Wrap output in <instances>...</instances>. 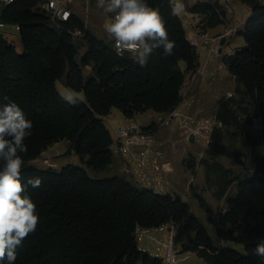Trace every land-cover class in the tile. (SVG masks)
I'll list each match as a JSON object with an SVG mask.
<instances>
[{
	"label": "trees",
	"instance_id": "trees-1",
	"mask_svg": "<svg viewBox=\"0 0 264 264\" xmlns=\"http://www.w3.org/2000/svg\"><path fill=\"white\" fill-rule=\"evenodd\" d=\"M43 1L18 0L0 8V22L18 25L22 44L19 52L13 39L0 31V106L14 102L32 121V135L25 140L28 152L21 154V178L26 185L29 178L42 180L39 188L27 186L40 222L17 248L15 264H163L139 249L136 228L164 223L175 224L179 252L194 253L207 264H264L254 254L264 241V156L252 159L254 172L247 177L233 175L213 158L223 154L241 162L239 153L224 145L223 129H241L250 140L251 107L261 119L264 141V3L242 0L250 8L236 33L244 45L225 58L238 97L220 100L216 117L222 126L216 127L210 143L212 160L203 161L206 180L218 199L225 197V207L216 211L203 195L193 193L215 227L213 239L180 195L138 186L121 175L94 176L87 169L102 172L113 162L112 133L103 119L113 108L132 117L147 110L165 113L179 103L186 73L199 65L180 15H171L169 0H146L159 9L176 47L170 57L155 50L141 67L129 53L118 55L111 40L96 36L73 14L69 25L86 33L87 49L78 58L72 35L51 24L40 9ZM187 9L207 15L210 29L226 22L208 1L187 4ZM86 64L92 66L89 74L84 73ZM58 81L83 98L70 104L59 92ZM62 140L70 142L83 165L58 169L29 164Z\"/></svg>",
	"mask_w": 264,
	"mask_h": 264
},
{
	"label": "built area",
	"instance_id": "built-area-1",
	"mask_svg": "<svg viewBox=\"0 0 264 264\" xmlns=\"http://www.w3.org/2000/svg\"><path fill=\"white\" fill-rule=\"evenodd\" d=\"M18 0H0V8L9 5ZM86 5L92 0H85ZM97 1V0H94ZM213 3L214 0H204ZM184 15L180 16L184 26H191L193 32L188 35L190 43L196 48L198 56L204 50L206 60L199 63L197 68L190 72V77L185 79L180 90V101L171 110L162 113L158 122L145 126L142 121L135 116L126 117L117 128H112V150L114 153L123 157V172L126 177L134 184L146 187L162 189L168 173L174 170L173 165L165 160V147L160 142L159 133L162 130H168L171 133H177L178 138L169 140L176 146L187 147L191 143L200 142L203 146H208L213 141V133L216 127H221L222 123L217 120L216 114L201 115L195 108V99L189 98V92L193 82L198 79L206 82L213 76V70L209 69V63L215 58L218 61L214 71H225L227 66L225 58L234 54L235 50L230 48L225 51V45H230L232 38L237 33V28L243 24L237 15V7L233 0H219L222 7L226 10L225 23L217 26V32H213L207 26V15L193 14L187 9L185 0ZM72 0H44L40 3V9L50 18L51 24L60 30L67 31L73 39L83 40L85 30L80 27H71L73 10L71 8ZM85 28H88L89 8L86 9ZM113 14H110V18ZM234 21L236 24L231 25ZM238 24V25H237ZM6 24L0 22V28ZM15 32L18 34L20 27L14 25ZM7 36H13L14 32L10 30L2 31ZM222 39L225 43L222 44ZM112 41L114 50L115 43ZM117 52V51H116ZM126 53V52H125ZM124 53V54H125ZM83 69H92L90 64L84 65ZM233 96L229 93L228 97ZM193 135L194 142L190 141ZM188 163V159H184ZM176 226L174 223H164L154 227L136 228L137 243L140 250L150 253L152 256L160 258L163 264H183L190 252L186 253L184 258L178 257V249L175 244Z\"/></svg>",
	"mask_w": 264,
	"mask_h": 264
},
{
	"label": "clouds",
	"instance_id": "clouds-1",
	"mask_svg": "<svg viewBox=\"0 0 264 264\" xmlns=\"http://www.w3.org/2000/svg\"><path fill=\"white\" fill-rule=\"evenodd\" d=\"M171 15L184 10L181 0H169ZM97 7L113 14L103 24L104 32L114 43L118 55L125 52L135 63L145 67L157 49L164 57L173 56L175 41L170 40L165 19L158 8L146 0H97ZM70 104L76 97L65 96ZM33 123L14 102L0 106V264H15L17 248L40 222L36 204L27 194V186L39 188V177L22 181L21 171L28 147L25 140L32 135ZM254 254L264 259V241L257 244Z\"/></svg>",
	"mask_w": 264,
	"mask_h": 264
},
{
	"label": "rangeland",
	"instance_id": "rangeland-1",
	"mask_svg": "<svg viewBox=\"0 0 264 264\" xmlns=\"http://www.w3.org/2000/svg\"><path fill=\"white\" fill-rule=\"evenodd\" d=\"M83 1H84V5L86 6V9L87 7L90 9V5L94 2V0H92L89 3V6H87L86 1L85 0ZM194 1L196 2L198 0H185V3L192 5ZM260 1L264 3V0H260ZM233 2L237 7V15L241 17L240 19L243 22L244 17L248 14V11L250 9L249 5L247 3H244L242 0H233ZM183 15H184V12L182 11L180 16H183ZM191 17H193V13H191ZM109 19H110V14H106V16L104 17L101 23L102 30H104L103 24ZM230 24L234 25L236 24V22L232 21ZM241 26L239 24L237 30ZM185 29L188 35L193 32L191 26H186ZM4 30H10L14 32L13 38L12 36H9V37H11L10 39L11 40L13 39V41L16 43V47L18 51L22 52L21 51L22 44H21V41L19 40L18 34L15 32L14 25L6 24L5 27L0 28V31H4ZM213 32H217V30ZM15 38H16V41L14 40ZM75 43L79 50L78 58H80V56L83 54L84 49H85L84 42L83 40H76ZM243 44H244L243 37L236 34L234 38H232L231 44L225 45L224 50L227 51L230 48L236 49ZM217 61H218L217 57L215 58V60L210 61V66H209L210 70L215 69V65ZM57 88L64 97L68 95L72 96L71 94L72 90L69 88H66V86H64L62 82L60 81L57 82ZM75 97L77 98V96ZM250 113L253 116L251 132H250V140L247 139L246 134L241 129H238L236 127H228V128L223 129V131L225 132V137H224L225 139L223 141L224 145H226V147H228L229 149L239 153L241 162H236L235 160L230 159L223 154H217L213 156V158L216 161H219L222 165H224V167L230 168V170H232L233 175H237L240 177H247V176L252 175L254 172L252 159L256 156H264V141L261 135V129H262L261 119L257 115V112L254 109V107L250 108ZM155 116H156L155 118L156 122H158L161 118V115L159 116V114H156ZM241 119L243 120V118ZM105 123H106V120H105ZM115 125L110 126V129L112 130V128H117L120 126V125L118 126L117 125L115 126ZM163 131L165 130H162L160 133H163ZM167 134L169 135V131H167ZM178 137L179 135L177 133H174V132L172 133V140ZM68 143H66L67 144L66 146H64L65 145L64 143L59 144V147H61L62 150H64L63 155L65 156V161L62 164L63 165H67V164L83 165L79 159V156L77 154L72 153L71 144L70 142ZM166 147L168 148L169 151H172L173 154L176 155L177 159H180L177 161L179 166H180L179 163H181L182 167L187 166L186 169H191L190 173L188 174V177L184 178V182L187 183L190 180L191 175H194L193 177L194 180H192V183L190 185L191 194L190 196L187 197L186 194L182 193L181 198L190 205L191 210L204 223L209 234L213 237V239H216V230H215L214 225H212L209 222L205 209L199 204L198 200L193 195L194 192H197L203 195L216 211L225 207V199L215 198L214 191H213L215 187L212 186L211 183L207 181L205 177V166H203V161H205V159L206 161L212 160V158H210L211 157L210 154L208 153L210 149V145L203 146L200 142H194V143H191L187 147H183V146H178V145L176 146V144L173 145L172 143H167ZM184 159L191 160V163H193V168L189 167L187 164L185 165L183 163ZM55 162L56 161L54 157H51V156L48 157L46 155L45 156L42 155V157L40 156L37 161L32 160L29 162V164L38 166L39 168L56 167L59 169L61 164L55 165ZM87 169L94 176L96 175L107 176L111 174L110 171L107 169L102 172H94L90 168H87ZM186 169L184 168V171H186ZM176 189L178 191H181L178 185ZM153 190H155L156 192H160L161 189L160 187H155L153 188ZM167 190L168 189L166 188L164 189V191H167ZM235 191H236V183L234 182L230 188V193L233 194ZM229 246L235 247L240 250L242 249V245L236 244V243H229ZM185 256H186V253H181L178 251L179 258H184ZM182 263L183 264H207L202 258L198 257L194 253H189L188 257Z\"/></svg>",
	"mask_w": 264,
	"mask_h": 264
},
{
	"label": "crops",
	"instance_id": "crops-1",
	"mask_svg": "<svg viewBox=\"0 0 264 264\" xmlns=\"http://www.w3.org/2000/svg\"><path fill=\"white\" fill-rule=\"evenodd\" d=\"M71 8H72L74 14L78 15L79 17H81L85 21L86 6L84 5L83 0H72ZM249 13H250V9L248 11V14L244 17L243 24H244L247 16L249 15ZM105 16H106V13H104V11L102 9L98 8L97 2L94 1L90 5L89 14H88V17H89L88 21L89 22H88L87 26H88V29L92 33H94L96 36H98L99 38L110 40V37H108L106 35V33L104 32V30L101 29V23H102ZM243 24H242V26H243ZM215 30H218V27L212 28V31H215ZM12 38H13V36H12ZM14 40L16 41V38ZM19 40H20V37H19ZM243 45H241L240 47H242ZM84 47H85V49H84V52H85L87 49V45L85 44V42H84ZM240 47H238V48H240ZM236 49H234V50H236ZM205 60H206V52L204 50H202L200 52V55H199V63L202 64L203 62H205ZM181 64H182L183 69H185V64L184 63H181ZM209 66H210V63H209ZM84 73H86V74L91 73V69H89V70L84 69ZM189 77H190V72H187L185 79H188ZM66 88H68V87H66ZM237 88H238V84H237L235 78L229 73L228 70L214 71V69H213V76L210 77L208 81L203 82V81L198 79L197 81L192 83L191 89L189 92V97H188L189 99L188 100H190V99L196 100L194 108L201 115H212V114H216L217 107H218L220 100L225 98V97H228L229 93H233L235 98L238 97V93L236 90ZM71 92H72L71 94L73 97L77 96L79 98H83V95L81 93H77L74 91H71ZM156 114H159V116L160 115L162 116V113H158V112H155L153 110H147L143 113L136 114L135 117L140 119L145 126H148V125L152 124L153 122H156V119H155ZM125 118H126V116L119 109L113 108L111 110V113L108 114L107 116H105L103 119H104V123L106 120L105 124L110 129V126H112V125H115V124L117 126L120 125L124 121ZM167 131L168 130H165V131H163V133H159V138H160L161 144L162 143L164 144L163 146L165 147V150H166L165 160H167L168 162H170L173 165L174 171H172L171 173H168L160 192L161 193H176L180 196H182V193H183V194H186L188 197L191 194L190 185L192 183V180H194V178H193L194 175H191V178L187 183L184 182V178L188 177V174L190 173L191 169H186L187 166L182 167L181 163H179L180 164V166H179L177 161L180 159H177L176 155H174L173 152L169 151L168 148L166 147V144L168 143V141L172 140V133L169 132V135H168ZM68 142H69L68 140H62V141L56 142V143L48 146L42 152L41 157H42V155H44V156L46 155L48 157L49 156L54 157V159L56 161L55 165L61 164L60 165V168H61L62 166H64L62 163L65 161V156L63 155L64 150H62V148L59 147V144L64 143L65 144L64 146H66L67 145L66 143H68ZM71 151L73 154H76L73 149H71ZM38 159L39 158L35 159V161H37ZM183 163H184V161H183ZM188 163H190V165H193V163H191V160H189V159H188ZM188 163H186V164H188ZM122 167H123V157L119 154L114 153L113 162L107 168V170H109L111 173V174H109V176L121 175V176L126 177V175L123 172ZM54 168H56V167H54ZM184 168L186 169V171H184ZM192 168H193V166H192ZM177 185L180 187L181 191H178L176 189ZM165 188L168 190L164 191ZM213 191L215 192V188L213 189ZM214 196H215V194H214ZM215 198L217 199L216 196H215ZM223 199H225V197H223Z\"/></svg>",
	"mask_w": 264,
	"mask_h": 264
},
{
	"label": "water",
	"instance_id": "water-1",
	"mask_svg": "<svg viewBox=\"0 0 264 264\" xmlns=\"http://www.w3.org/2000/svg\"><path fill=\"white\" fill-rule=\"evenodd\" d=\"M212 5L219 11V13L222 15V17L224 19H226V10H225V8L222 7V4L219 2V0H214ZM221 43L224 44L225 39H222ZM190 141L194 142L193 135L190 137Z\"/></svg>",
	"mask_w": 264,
	"mask_h": 264
}]
</instances>
